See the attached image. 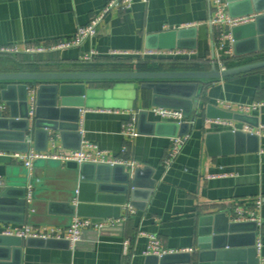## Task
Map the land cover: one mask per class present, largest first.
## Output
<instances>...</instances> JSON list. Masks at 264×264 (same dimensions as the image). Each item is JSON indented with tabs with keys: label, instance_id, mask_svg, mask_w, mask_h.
<instances>
[{
	"label": "crops",
	"instance_id": "0c3cea01",
	"mask_svg": "<svg viewBox=\"0 0 264 264\" xmlns=\"http://www.w3.org/2000/svg\"><path fill=\"white\" fill-rule=\"evenodd\" d=\"M108 1L0 0V47L15 45L24 50L27 46L70 38L79 26L87 25ZM238 2L232 0L231 4H235L231 10L233 16L246 15L243 11L253 8L250 2L248 5ZM251 13L256 12L248 14ZM258 15H264V11ZM210 16V0H133L129 10L109 13L98 25L96 35L80 46L42 53L22 51L13 56L0 55V73L206 70L215 63L212 62L213 56L224 67L264 59V18L259 21L253 38L248 36L249 27H245L238 29L235 38L230 41L220 40L221 32L226 29L212 27L209 24ZM187 27L196 29V48L189 49L193 51L190 55L162 57L132 53L145 49H165L147 47L149 35ZM91 50L96 51L97 55L91 61L83 60L82 55ZM111 51H125L127 54L113 55ZM216 66L219 67V63L216 62ZM7 83L0 81V92ZM182 83L157 84L160 89L184 93L192 91L188 84ZM27 84L29 110L30 88L36 91L40 83ZM149 84L151 82L112 80L87 83V88L94 90L90 97H86V104L80 110L78 132L81 139L72 130H50L46 136L42 129L36 130L32 116H29L28 127L31 130L26 136L29 144L26 151L16 150L24 147L13 137L25 124L13 120L9 125L6 119L10 118L11 110L0 94L6 106L0 112V179L6 180L11 187H17L23 176H35L38 183L43 184L39 198L30 201L33 206L30 213L25 215L23 224H29L34 229L44 226L66 229L75 216L93 222L127 218L123 225H118V222L104 231L86 229L77 247L70 244L59 246L32 238L35 240L24 243L22 250L16 253L18 263L160 264L156 256L143 254L147 245L146 233H152L159 237L166 248L188 254L191 264H199L202 250L198 246V219L214 216L217 220L214 227L216 224L218 229L224 228L226 217L233 221V207H251L255 199L262 198V227L255 235V241L258 238L262 244L260 251L255 250V255L251 252L252 248L255 249L253 227L244 225L231 234L229 240L233 243L232 247H225L219 259H208L201 263L254 264L255 257L258 264H264V137L230 134L233 129L245 124L254 128L264 124V68L200 83L203 90L199 107L192 112L194 119L186 116L183 122L189 125L188 139L169 168H165L162 162L170 143V137L164 134L168 127H156L168 121L152 112L155 106ZM50 96L51 91L46 88L41 99L46 101ZM9 97L7 101L12 102L13 95ZM253 102H258L259 106L250 112L239 108ZM208 104L219 111L246 115V118H209L205 112ZM71 109L65 115L64 123L67 126L70 123L67 121L75 115ZM13 110L19 115L21 108L15 104ZM141 110L147 111L143 130L138 132L123 154L121 149L125 139L121 133L122 124L133 115H136L138 124V111ZM218 119L226 123H218ZM84 141L105 150L110 159H133L139 166L123 164L132 176L136 168L150 169L140 177L145 184L149 182L147 178L154 181L153 192L143 207L137 204L145 197V186L138 187L135 200L131 201L130 192L124 194L118 191L114 187L117 184L112 181L97 184L91 179L81 180L74 165L37 161L29 171L11 156L28 150L49 153L56 149L68 152L81 148ZM206 175L213 177L206 179ZM27 187L34 191L32 186ZM44 196L54 198L44 200ZM68 197L70 201L66 200ZM122 202L125 203L120 207ZM127 205L134 210L130 215L126 210ZM120 215V218H116ZM2 224L22 225L0 221ZM126 239L130 244L129 256L123 255L122 242ZM189 257L170 256L165 263L186 264ZM7 263L17 264L13 254Z\"/></svg>",
	"mask_w": 264,
	"mask_h": 264
},
{
	"label": "water",
	"instance_id": "95a60500",
	"mask_svg": "<svg viewBox=\"0 0 264 264\" xmlns=\"http://www.w3.org/2000/svg\"><path fill=\"white\" fill-rule=\"evenodd\" d=\"M228 1V10L231 13L235 4H231L232 0ZM238 4H246L249 2L252 4L251 9L243 11L248 14L252 11L261 13L264 11V0H238ZM237 6V3H236ZM250 6V5H249ZM248 6V7H249ZM233 13H231L232 15ZM235 15V14H234ZM264 18V15H258L253 22L245 25L237 26L232 29L233 37L235 32L240 28L249 27L250 32L248 36L252 38L257 32L256 28L259 26V21ZM235 38V37H234ZM147 47L149 48H165V49H194L196 48V29L193 27L170 29L161 33L149 35ZM264 68V59L257 60L245 64L234 65L219 69L215 63H213L209 69L206 70H187V71H168V70H153V71H89V72H28V73H0V81L8 82L5 89H2L0 94L2 100H4L10 108V118L6 119L9 125L15 121H21L24 123L19 131V134L13 136L18 142L22 144L24 148L16 149L17 151H26L29 144L26 142V136L31 129L28 127L29 114H28V102H27V83L28 82H39V86L36 89V101L34 115L32 116L33 123L36 130L42 129L44 134L48 136L50 130L64 131L72 130L76 132L80 138L79 130V115L80 110L86 104V97H90L93 92V88H87V83L92 81L101 80H112V81H139L151 82L149 87L153 91L152 104L157 107H167L180 109L183 114L187 117L193 116V109H197L200 103V97L203 90V86L200 84L204 81H212L220 78H226L233 75L258 70ZM159 82H183V85L188 84L189 88H192L191 92L184 93L182 91H174L170 89H160L157 83ZM180 84V83H179ZM49 88L51 96L49 100H42V92ZM16 94V95H15ZM10 95H13V101L8 102ZM16 99V101H15ZM15 104L21 108L20 114L14 113L13 109ZM71 109L75 115L67 126L65 122V115ZM206 116L209 118H233L243 120L246 115L223 112L216 109L214 106L206 105ZM147 111H138V132H141L143 123L146 122ZM156 127L165 128L167 131L164 133L168 137H175L177 135L186 134L189 125L187 123L178 124L176 122H164L158 124ZM164 129V130H165ZM231 135H245L255 136L250 133H244L240 130L230 132ZM81 139V138H80ZM14 147L13 150H15ZM37 161H54L62 165L61 161L53 159H40ZM64 165H74L79 173L81 180L91 179L97 182V184H106L108 182H114L115 188H118L120 192L127 194L130 192L131 201L135 200V194L138 187L145 186V197L141 203L137 206L143 207L148 201L154 189V181L147 178L149 182L142 183L140 181L141 175L148 173L150 170L148 167L136 168L133 176L130 171H127L123 164H108V163H82L78 164L73 161L65 162ZM9 181V180H8ZM20 184L17 187H11L7 184L6 180L0 179V221L1 222H13L17 224H23L25 222V215L30 213L29 210L33 206L31 202L26 201V195L28 192L27 185L34 188L31 193V201L39 198L41 189L43 188L42 183H38L35 176L27 178L25 176L20 179ZM54 197L44 196V200H51ZM71 199V198H70ZM69 197L68 201H70ZM125 202L120 203L123 205ZM120 216L116 218H120ZM226 225L224 228H217L214 222L216 218L214 216H202L198 219V246L202 250L199 254V264L208 259L215 260L219 259L224 254L223 249L225 247H232V242L229 240L231 234L237 227L244 225H252L254 231V240L256 235V224L254 222H236L230 221L226 217ZM217 221V220H216ZM118 225H123L120 221ZM212 225V226H211ZM104 231V230H102ZM35 239L27 238L22 239L17 236H5L0 234V264H8L9 257L13 254V260L18 258L15 257L16 253L22 250V245L29 244L30 241ZM41 242H50L55 245L69 246V242L65 239H38ZM80 242V241H79ZM77 242L75 247L79 244ZM251 252L256 254L254 248ZM186 256L188 254L174 253L167 254L161 257H157V262L160 264H166V258L170 256ZM155 257V256H154ZM186 264H191V256L186 261ZM254 264H258V258L254 257Z\"/></svg>",
	"mask_w": 264,
	"mask_h": 264
},
{
	"label": "built area",
	"instance_id": "2783aa9c",
	"mask_svg": "<svg viewBox=\"0 0 264 264\" xmlns=\"http://www.w3.org/2000/svg\"><path fill=\"white\" fill-rule=\"evenodd\" d=\"M146 2L147 0H142ZM211 2V16L209 19V24L212 27H220L226 29V31L221 32L220 40L228 39L233 41V36L231 30L234 27L248 24L255 20L259 13H251L241 16H233L228 12V3L226 0H210ZM133 5V0H109L104 8L97 13L91 21L84 26H79L75 34L70 38L61 39L52 43H42L37 45L27 46L24 50L19 49L15 45L0 47V55H17L20 52L26 53H42L47 51H55L60 49H65L74 46H80L86 39L91 38L96 35L98 25L105 19V17L112 11H127ZM224 45L221 43V47ZM231 53L230 50H227ZM192 50L174 48V49H145L143 51H135L132 53H143L147 55H157L162 57L168 56H185L192 54ZM113 55L127 54L125 51H111ZM97 55L96 51L91 50L88 53L82 55L83 60L91 61ZM212 62L219 63V69H224L222 63H220L215 57H212ZM30 107L28 110L29 116L34 115L35 101H36V91L35 88H30ZM228 106V105H226ZM259 106L258 102H253L249 104L240 105L239 108L242 111L250 112ZM6 109L5 103L0 99V112ZM152 112L166 121L176 122L178 124L183 123L186 120V116L180 109L167 108V107H153ZM218 123H226L220 119L217 120ZM231 124V123H230ZM240 130L245 133L255 134L264 137V124H259L257 127H251L248 124L243 125L241 128L233 129V131ZM121 133L125 139V145L122 147L121 152L126 153L130 144L133 143L135 137L138 135L137 131V120L136 115L130 117L129 120L122 124ZM188 139V134L177 135L170 138L169 146L166 150L165 156L163 157V165L165 168H169L177 156L181 152L183 145ZM12 158L21 162L27 170H31L33 164L39 159H53L61 161L62 163L73 161L78 164L82 163H108V164H128L131 167L139 166L133 159H126L124 157H119L117 159H110L106 155V151L100 149L97 145L84 141L82 147L79 149H72L68 152L57 151L42 153L38 151L28 150L26 153L16 152L11 155ZM212 175H206L205 178H212ZM31 188H28L26 195V201H31ZM262 205V198H257L251 207H241L235 206L232 209V220L236 222H254L256 224L257 230L262 227V219L260 216V209ZM127 213L130 215L134 212L132 206H126ZM126 217L122 220H112L107 219L100 222H93L87 218H80L75 216L72 218L70 225L66 229H61L57 227L44 226L39 229H34L29 224L22 225H0V234L5 236H17L22 239L27 238H39V239H65L73 247L77 242L81 240L83 232L86 229H94L98 232L105 230L111 226H114L120 221H124ZM147 245L143 254L146 256L153 255L156 257H161L167 254H174L179 251L166 248L159 237L156 234L146 233ZM123 245V255H130V244L129 240L126 239L122 242ZM260 239H256L254 247L257 252L261 249ZM193 252L192 249L189 250ZM184 252V250H182Z\"/></svg>",
	"mask_w": 264,
	"mask_h": 264
},
{
	"label": "trees",
	"instance_id": "16d2710c",
	"mask_svg": "<svg viewBox=\"0 0 264 264\" xmlns=\"http://www.w3.org/2000/svg\"><path fill=\"white\" fill-rule=\"evenodd\" d=\"M230 66H232V65H230Z\"/></svg>",
	"mask_w": 264,
	"mask_h": 264
}]
</instances>
